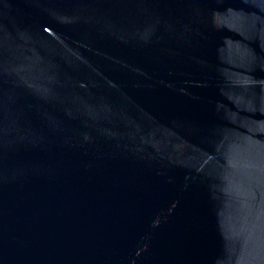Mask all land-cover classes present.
<instances>
[{
    "label": "water",
    "instance_id": "95a60500",
    "mask_svg": "<svg viewBox=\"0 0 264 264\" xmlns=\"http://www.w3.org/2000/svg\"><path fill=\"white\" fill-rule=\"evenodd\" d=\"M0 264H264V0H0Z\"/></svg>",
    "mask_w": 264,
    "mask_h": 264
}]
</instances>
